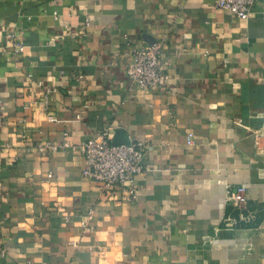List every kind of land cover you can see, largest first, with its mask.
<instances>
[{
	"label": "crops",
	"instance_id": "0c3cea01",
	"mask_svg": "<svg viewBox=\"0 0 264 264\" xmlns=\"http://www.w3.org/2000/svg\"><path fill=\"white\" fill-rule=\"evenodd\" d=\"M215 1L0 0V264H264V0ZM153 44L167 81L140 90ZM105 129L148 144L134 203L81 174Z\"/></svg>",
	"mask_w": 264,
	"mask_h": 264
},
{
	"label": "built area",
	"instance_id": "2783aa9c",
	"mask_svg": "<svg viewBox=\"0 0 264 264\" xmlns=\"http://www.w3.org/2000/svg\"><path fill=\"white\" fill-rule=\"evenodd\" d=\"M257 0H216L215 7L232 14L240 21H246L250 10ZM56 17V14H54ZM6 41L16 49V52L23 50V46L18 43L13 34L6 36ZM168 63L161 55L158 45L153 44L134 50L131 60L125 66L126 76L137 89L150 90L163 88L167 81ZM38 85H41L38 83ZM47 91L43 95V109L48 112ZM49 116V115H48ZM50 122L56 120L49 116ZM112 129H105L96 132L79 146V151L83 158L82 176L98 184L101 194L116 190L120 194V200L126 203H134L137 200L135 178L145 171V158L148 144L137 140H129L128 145L112 144ZM192 135L186 138V145L191 146ZM258 145V143H256ZM67 142L52 144H36L31 148L38 151L56 152L68 148ZM257 153H264V147L257 150ZM244 190L237 189L235 192L229 190L228 202L233 207H238L244 203ZM93 212L90 210L81 221V228L88 226L92 220Z\"/></svg>",
	"mask_w": 264,
	"mask_h": 264
},
{
	"label": "water",
	"instance_id": "95a60500",
	"mask_svg": "<svg viewBox=\"0 0 264 264\" xmlns=\"http://www.w3.org/2000/svg\"><path fill=\"white\" fill-rule=\"evenodd\" d=\"M112 144L113 145H128L129 141H128L127 137L124 136L123 131L117 130L114 132Z\"/></svg>",
	"mask_w": 264,
	"mask_h": 264
}]
</instances>
